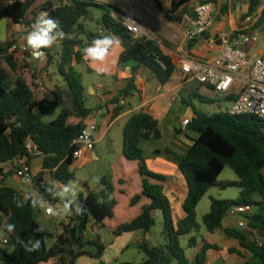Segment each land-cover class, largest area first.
<instances>
[{
  "label": "trees",
  "instance_id": "16d2710c",
  "mask_svg": "<svg viewBox=\"0 0 264 264\" xmlns=\"http://www.w3.org/2000/svg\"><path fill=\"white\" fill-rule=\"evenodd\" d=\"M153 1L160 12L176 14L177 18L189 14L198 4L215 2V0ZM233 1L220 5V13H226L228 9L231 11ZM39 2L40 0H0V20L24 25L29 30L41 13H47L46 18L59 22L65 38L58 39V45L43 50L46 54L44 69L48 70L54 62L56 74L62 77L67 85L68 103L60 108L53 121L44 122V117L57 109L58 101L49 99L36 101L34 86L37 72L34 70L31 81L25 78L24 73L30 69L29 63L10 51L16 38L0 42V58L17 74V84L13 89L6 90L0 87V164L22 160L30 163L36 158L31 157L25 149V142L30 138L43 157L41 171L36 175L33 186L49 204L63 206L65 202H70L69 199L60 197L54 191L53 183L45 181L43 176L45 171H49L62 185H67L74 177V172L70 170L75 149L73 142L85 126L82 119L92 112V109L86 107L82 75L76 70V65L85 61L83 49L95 38L114 35L119 39L123 49L119 62L135 61L133 74L141 67H145L160 84L167 83L176 73L177 58L164 54L156 39L144 35L134 37L112 17V13L120 12L110 4H98L93 0ZM245 4L246 10L240 15L241 20L264 6V0H246ZM92 7H99L102 10V15L97 20L99 31H89L83 24L89 17ZM262 26L264 7L255 28ZM132 81L133 78H130L129 85ZM128 92L129 90L121 91L112 102L117 104L119 97H125ZM236 97L231 95L225 100L231 101ZM196 98L201 103H213L207 97L196 95ZM121 110L122 106L117 105L113 109L112 117L117 116ZM191 111L186 130H176V134H182L189 141V149L181 155L168 150L186 186V197L182 203L183 217L174 222L169 200L161 185L166 178L150 171L143 158L140 143L152 138L159 139L161 133L158 120L142 109L134 113L123 128L122 153L126 160L137 163V172L141 177L140 193L131 197L129 206H134L141 198H146L149 203L142 206L135 218L117 225L112 234L120 236L123 233L138 231L142 234L149 233L155 226L153 212L158 210L162 216L160 233L162 241L160 244L152 245L147 240H141L137 247L143 253L144 260L139 264H206L207 251L219 250L216 244L207 243L202 239V245L193 255L191 262L180 244V239L199 229L196 208L211 188L225 189L235 186L239 188L236 200L211 198L209 211L202 217V222L207 232L211 233L222 229V221L231 208L237 206L254 208L252 214H244L245 228L236 226L222 230L227 237L236 240L242 250L264 264V120L254 115L231 116L224 110L210 115L194 108ZM72 118L80 121L72 123L70 122ZM226 167L236 175L238 179L236 182L218 181ZM114 191L111 174L102 175L96 190L88 191L85 197L79 195L76 208L71 204L67 221L60 226L63 231L56 234L54 243L47 247L45 242L49 234L44 228L43 231H36L42 226L33 216L35 209L39 207L38 200L29 195L25 196L21 190L0 180V228L8 240L5 246L0 245V262L39 264L55 259L54 264H75L81 256L100 260L105 251L100 236L96 234L84 240V234L88 231L90 222L97 227H105L104 221L113 218L114 207L117 204ZM7 224H14L15 230L7 232L5 227ZM36 239L41 241V247L37 251H26L20 243L23 241L26 244L29 240ZM88 246L93 247L94 251L85 249ZM196 246L197 237L192 235L186 247L193 249ZM229 252L243 257L236 249H230ZM94 264L104 263L100 261ZM246 264L251 263L247 261Z\"/></svg>",
  "mask_w": 264,
  "mask_h": 264
},
{
  "label": "crops",
  "instance_id": "0c3cea01",
  "mask_svg": "<svg viewBox=\"0 0 264 264\" xmlns=\"http://www.w3.org/2000/svg\"><path fill=\"white\" fill-rule=\"evenodd\" d=\"M128 1L132 3L131 7L119 6L116 4V2H114V0H107V3L117 8L120 12V15H125L134 23H136L140 27L142 35L156 39L160 43L162 52L164 54L173 56L175 59L177 58V53L180 49H187L190 53V56L196 60L206 61L216 58L219 55L221 49V37L233 32L241 21L239 17L235 19L233 13L230 10L227 15L225 14L226 16H222V13H219L216 15L213 26L207 34L192 43H186L185 31L187 29L188 23L186 21L185 15L182 16L181 21H179L180 18L178 19L177 16H175L176 14L168 15L165 12H160L153 0H144L142 5H135L134 3L136 0ZM146 7H148L149 10H147ZM83 24L86 26L85 22H83ZM99 30L100 26L97 25L95 31ZM29 31L30 30L24 25L13 24L7 20H0V42H4L8 38L12 37L16 38V40H19ZM262 32H264V30H262ZM216 35H218V37H216ZM122 51V46L119 43L111 49L108 58L103 63L90 62L87 60L81 63L84 66L86 73L98 74L100 76L99 81H97L95 84H92L89 87V90H87V93L94 101V106L86 107L88 109H92V112L96 109H100L101 114L98 115L96 119L97 131L95 134L96 143L94 149L91 152L86 153L80 162H73L72 166L70 167V170L73 171L75 165L79 167L91 164L94 161H101L105 157L101 156L98 149H101L104 146H107L108 150L111 151L112 163L109 165L117 204L114 207L113 218L106 219L104 221V228L108 229L111 233L117 225L135 218L140 213L142 206L149 203L146 198H141L137 204L132 207L129 206L131 197L139 194L141 190V177L137 172V163L126 160L122 153L123 128L129 118L134 113L143 109L156 118L159 123V120L167 115L168 110L174 105L175 102H178L179 104L181 102H185L184 97L182 96L183 94H187L189 99H196V95L206 97L205 93L207 92L215 94L212 89L202 86L198 82V88L190 86L196 81H186L179 71L178 63L176 73L165 84H160L156 77L145 67H141L135 74H133L132 68L136 65V62L133 60H128L123 63L119 62V57ZM15 55L21 59L20 55L17 53H15ZM26 62H28L30 65V69L24 73V76L28 81H31L32 73L35 71L37 72V79L35 80L34 86V88L37 89V91L34 90L36 91V101L39 102L44 99H49L51 101H58V107L66 106L68 103V96L63 92L64 89L61 86L60 88L57 86L59 85V81H57L56 77L60 76L55 72L54 62L49 66L47 70V76L45 74L46 71L44 72V70H42V68H44L45 62L42 63V60ZM130 78H133L131 85H129ZM106 79H111V81H106ZM42 80L43 87H41ZM16 84L17 74L11 71L6 62L0 58V87L6 90H11L16 86ZM125 90H129L128 94L125 96L126 106H122V110L119 112V114L115 117H112L113 109L117 106V104L113 103L112 100L118 96V93ZM60 93L62 95L61 98L59 96ZM231 95L236 96V88H233L231 93L224 96L223 98L225 99ZM78 121H80V119H70V122L72 123H77ZM82 121L86 123L87 117L82 119ZM174 130L175 132L172 129L169 131L170 143H173L175 149L179 150L180 153L171 150V148L170 151L171 153L181 155L189 149L190 143L188 141L185 143L176 137V130L182 131L181 126L174 128ZM42 162V156H38L31 160L30 166L34 173L38 174L41 171ZM15 164V162L5 163L0 166V169L2 170V174H0V180H3L6 185L21 190L25 196L29 195L38 200L39 207L34 211V219L46 230V232L49 234L48 238L53 241V244L55 241V235L61 233V224L67 221L66 217L69 216L70 213L68 212L67 215H65L63 212H61V222L55 221V217H46L45 206L51 204H49L40 195L35 186L25 184L23 180L16 176ZM146 164L150 171L163 175L166 178L165 182H161L163 188L166 186V184H168L170 179L178 178L179 181V176H181V174L178 171L173 157H153L151 160H147ZM3 174H6V176H3ZM43 178L45 181L53 183L54 191L59 195L62 188H68V191L72 193L71 196L62 198L69 199L74 208H76V204L78 203V196L82 195L85 197L87 192L91 191L85 182L76 180L75 178L74 180L83 185L84 191L80 186L76 189H71V187H69V183L67 185H62L59 181L52 177L49 171L44 172ZM14 180H17L21 184V187L13 186L11 182ZM73 193H75V195H73ZM183 197L184 196L182 195V203L184 200ZM119 199L123 200V205L127 206V208H122V212L119 208ZM57 205L58 204L51 205V207L57 210L62 208V205H60V207H57ZM153 217L154 219L155 217H160L162 219L161 212L158 210L154 211ZM228 217L231 218L232 222H224L223 219L222 229L237 226L236 217ZM116 218L117 220L114 221ZM222 229H217L211 233L207 232L204 238L207 243L216 244L219 247V250L216 252L219 253L218 257H220L222 264H246L247 261H249L251 264H261L256 257L242 250L236 240L227 237ZM95 233H97L96 229L94 227L91 228V232L87 231L84 234V240H88L92 236H96ZM5 237V233L0 228V239ZM100 239L103 243L101 236ZM143 239L147 240L150 244L155 245L151 240V231L147 234H142L138 231L123 233L120 236H115L109 245L104 244L105 251L101 259L107 252H109V250H112L116 254L113 256V259L115 260L116 257H118V255L122 253L124 249H126V247L130 245H137ZM201 245L202 243L197 241V246L193 248L194 251L188 258L190 261L192 260L193 255L199 250ZM85 249L94 251L93 247L91 246H88ZM230 249H236L240 251L243 254V257H240L235 253H230ZM213 251L214 250L207 251L206 257L208 253H213ZM82 258H89V260H91V262L85 260L82 262V264L95 263V259L87 256H81L76 260L75 264H77ZM54 263L55 259H50L47 262H41L39 264ZM0 264L2 263L0 262Z\"/></svg>",
  "mask_w": 264,
  "mask_h": 264
},
{
  "label": "built area",
  "instance_id": "2783aa9c",
  "mask_svg": "<svg viewBox=\"0 0 264 264\" xmlns=\"http://www.w3.org/2000/svg\"><path fill=\"white\" fill-rule=\"evenodd\" d=\"M93 1L98 4H108L107 0ZM262 7L264 6L243 18L233 32L221 37V49L216 58L206 61L196 60L190 56L187 49H180L177 53L179 71L186 81H196L223 97L229 95L232 89L236 88L237 97L232 99L230 106L224 110L231 116L254 115L264 120V50L259 54H254L253 51L261 38V28H255V26ZM191 11L196 12V19L191 18ZM191 11L185 15L188 23L185 31L186 43H192L210 31L216 15L220 13V3L219 0H215V2L198 4ZM112 17L134 37L143 36L140 27L127 16L112 13ZM58 44L59 42L56 41L54 45ZM10 51L17 53L22 60L26 61H39L46 56L45 54L42 58H34L22 38L13 43ZM117 105L126 106V98L120 97ZM100 114V109H96L87 116L84 128L80 130L73 142L75 145L72 154L73 162H80L86 153L94 149L97 131L96 119ZM188 120V117L181 119L182 131L186 130ZM25 149L31 157L42 155L30 138H27L25 142ZM15 163L16 176L25 184L33 185L37 174L32 170L30 163L23 160ZM46 207H51V205H46L45 209ZM249 208L248 206L233 207L227 215L236 217L237 227L245 228L246 221L240 216L248 213ZM7 242V237L0 239L2 246H5Z\"/></svg>",
  "mask_w": 264,
  "mask_h": 264
},
{
  "label": "rangeland",
  "instance_id": "374dc122",
  "mask_svg": "<svg viewBox=\"0 0 264 264\" xmlns=\"http://www.w3.org/2000/svg\"><path fill=\"white\" fill-rule=\"evenodd\" d=\"M43 0H41L42 2ZM148 1V0H147ZM230 0H220V5L223 4H228ZM39 2V3H41ZM109 2V1H108ZM116 4L119 6L125 7V6H130L132 3L128 0H114ZM144 3V0H136L135 5H142ZM246 0H234L232 3V10L231 12L233 13L235 19L238 17L240 18V15L245 12L246 10ZM40 5V4H37ZM147 10L148 7H146ZM229 13V9L226 13H222V16H226ZM226 14V15H225ZM102 15V10L99 7H92L90 8V14L89 17L84 21L86 24V28L89 31H95L97 27L96 21L99 20V18ZM156 16V15H155ZM157 17V16H156ZM180 16V20L181 21ZM179 19V18H178ZM262 50H264V32L261 33V38L258 46L253 50L255 54H259ZM45 62V58H42V63ZM46 76L48 75V71L44 68ZM76 70L82 75V81H83V86L86 90V97H87V102L86 106L87 107H93L94 106V101L90 97V95L87 93V90H89V87L92 84H95L97 81H99L100 76L98 74H89L86 73V70L82 64L76 65ZM41 79V78H40ZM57 81H59V85H57L59 88L60 86L64 89V93L68 96V88L66 83L64 82L63 78L61 77H56ZM106 81H111V79H106ZM193 87L199 86L197 82H193L192 85ZM43 87V80H42V86ZM34 90L37 91L36 88ZM35 91V92H36ZM63 93V95H64ZM206 97L210 98L213 103L211 104H206V103H201L197 98H191L187 97V94H183L182 96L184 97L185 102H181L180 104L178 102H175L174 105L168 110V113L165 117L161 118L159 120V130L161 133V136L159 139L152 138L149 141H142L140 143V147L143 151V158L145 162L147 160H151L153 157H172V155L169 154L168 150H174L177 153H180L179 150L175 149L174 144L170 143V137H169V131L172 129L174 132V128H178L181 126L180 122L183 117H190L192 115L191 109L194 108L198 111H201L205 114H213L214 112L217 111H223L227 107L230 106V101H227L223 98L222 95H217L213 94L211 92L205 93ZM61 98V93L59 94ZM61 106L58 107L56 110L50 111L45 117H44V122H50L53 121ZM176 137L179 138L181 141L187 143V139L183 137L182 134H176ZM189 142V141H188ZM100 148V147H99ZM99 153L101 154L102 157H105L101 161H94L91 164L83 165V166H74L73 172H74V177L73 179L69 182V187L71 189H76L77 187H81V189L84 191V187L82 184H79L76 180H80L86 183L88 188L91 190H96L98 186V181L100 177L104 174H111V169H110V163H112V156H111V151L108 150L107 146L102 147L101 149H98ZM3 164H0L2 166ZM74 178L76 180H74ZM238 179L236 175L233 173V171L226 167L218 177V181L220 182H236ZM13 186L16 187H21V184L17 181L14 180L11 182ZM183 184V186H182ZM164 193L167 196L172 213H173V220L174 222H178L182 217H183V209H182V195L184 196L183 198L186 197V186L184 183V180L182 176H179V181L178 178L170 179L168 184L164 187ZM239 193V188L238 187H228L225 189H221L218 187H213L211 188L206 195L203 196V198L200 200V202L197 205L196 208V221L199 224V229L197 231L192 232L189 235L183 236L180 239V244L181 246L185 249L186 256L189 258L192 253L193 249H189L186 247L187 241L190 236L196 235L197 241L201 242L202 239L205 238L207 230L202 222V217L209 211L210 208V199L214 198L217 200H236L237 196ZM72 193L69 191L65 192L64 188L60 190V197H68L71 196ZM119 208L120 211L122 212V208L126 207V205H123V200L119 199ZM57 207H60L58 204ZM254 212V208H249L248 214H252ZM241 218L244 217V215L240 216ZM62 218L60 216L55 217V221L61 222ZM117 218L114 220L116 221ZM224 222H232L231 218L228 217V215L224 218ZM95 228L99 236L102 237L103 243L109 245V243L114 239V235L106 228L104 227H97L93 222H90L88 225V232H91V228ZM162 230V219L160 217H155V226L151 230V240L154 242V244H160L161 242V233ZM94 234V235H95ZM252 238H254L253 235H251ZM52 240L49 238L46 239V245L47 247L52 244ZM115 248V247H114ZM113 248V249H114ZM112 249V248H111ZM116 254L112 251L109 250L105 254V256L100 259V260H95V263L98 262H103L104 264H116V263H132V264H139L144 260V255L143 253L139 250L137 245H130L126 247L116 257V259H113V256ZM219 253L216 252L215 250L213 253H208L206 257V264H222V261L220 259ZM89 260V258H82L78 261L77 264H82L83 261Z\"/></svg>",
  "mask_w": 264,
  "mask_h": 264
},
{
  "label": "clouds",
  "instance_id": "9594fccd",
  "mask_svg": "<svg viewBox=\"0 0 264 264\" xmlns=\"http://www.w3.org/2000/svg\"><path fill=\"white\" fill-rule=\"evenodd\" d=\"M48 17L47 13H41L40 17L31 26V30L22 37L26 43L27 49L31 51L34 58L39 59L45 56L44 49L51 48L58 39H64L65 33L60 30V25L57 20ZM120 43L119 39L114 35H104L92 40L89 46L83 49V58L90 62L103 63L109 56L111 49ZM65 192L68 188L64 189ZM75 195V193H73ZM71 208V202H65L61 209L57 210L53 207H46V217H57L63 212L65 215ZM7 232L11 233L15 230L14 224H7ZM43 227H38L37 232L43 231ZM20 243L25 247L26 251H37L41 247V241L29 240L26 244L23 241Z\"/></svg>",
  "mask_w": 264,
  "mask_h": 264
},
{
  "label": "water",
  "instance_id": "95a60500",
  "mask_svg": "<svg viewBox=\"0 0 264 264\" xmlns=\"http://www.w3.org/2000/svg\"><path fill=\"white\" fill-rule=\"evenodd\" d=\"M190 16H191L192 19H196V12H195V11H191ZM262 30H264V27L261 28V31H262ZM216 37H218V35H216ZM62 231H63V230L61 229V232H62Z\"/></svg>",
  "mask_w": 264,
  "mask_h": 264
}]
</instances>
